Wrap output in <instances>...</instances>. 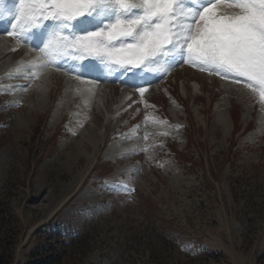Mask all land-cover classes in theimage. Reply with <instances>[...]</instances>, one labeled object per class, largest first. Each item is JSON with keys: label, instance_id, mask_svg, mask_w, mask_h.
I'll return each instance as SVG.
<instances>
[{"label": "rangeland", "instance_id": "obj_1", "mask_svg": "<svg viewBox=\"0 0 264 264\" xmlns=\"http://www.w3.org/2000/svg\"><path fill=\"white\" fill-rule=\"evenodd\" d=\"M15 6L3 0L4 9ZM13 22L8 15L0 18L2 36L7 37L0 39L3 264H31L53 254L54 264H264L263 127L254 134L264 112L256 98L235 85L233 129L224 139L210 130L214 106L223 95L221 78L187 64L180 63L156 82L164 90L136 80L135 85L148 89L143 97L134 85L118 80L101 86L97 77L104 73L99 67L89 70L97 63L92 60L66 58L44 69L38 79L24 80L25 74L16 69L38 51H31L27 42L38 40L36 46H42L46 28L33 30L27 42L18 43L7 35ZM74 67L75 74H68ZM81 71L94 72L81 76L96 82L94 95L77 91L88 87L75 79ZM115 76L131 79L126 73ZM40 86H50L46 109L29 103L34 99L31 90L38 92ZM66 86L65 109L70 113L52 122ZM124 91L127 97L121 101ZM237 94H243L242 102ZM85 99L108 102L95 118V128L105 135L97 147L81 132L87 123L73 116ZM175 99L181 123L171 109ZM90 112H97L95 105ZM146 116L165 121L168 129L152 132ZM122 141L136 143L135 150L106 155L110 143ZM77 147L96 155L91 161L81 155L66 169L65 155Z\"/></svg>", "mask_w": 264, "mask_h": 264}, {"label": "snow or ice", "instance_id": "obj_2", "mask_svg": "<svg viewBox=\"0 0 264 264\" xmlns=\"http://www.w3.org/2000/svg\"><path fill=\"white\" fill-rule=\"evenodd\" d=\"M2 5L0 18L14 21L7 35L18 43L46 28L35 56L16 69L25 79L66 58L96 61L89 70L99 67L105 78L128 73L145 83L148 74L183 63L247 90L264 112V0H18L12 11ZM83 74L75 79L88 87L77 91L94 95L96 82ZM134 86L141 97L148 91Z\"/></svg>", "mask_w": 264, "mask_h": 264}, {"label": "bare ground", "instance_id": "obj_3", "mask_svg": "<svg viewBox=\"0 0 264 264\" xmlns=\"http://www.w3.org/2000/svg\"><path fill=\"white\" fill-rule=\"evenodd\" d=\"M7 1H8V4L9 3H15V5L18 4V0H7ZM3 27L4 26L0 25V39L1 40L7 38L6 36H2L1 32L5 30V28H3ZM27 45L31 49V51H33L34 50L33 48H35L36 45H38V40H34V41L30 40L29 42H27ZM11 47L14 48V44ZM87 60H91V59H87ZM92 61H94V60H92ZM177 66L172 67L170 71H173V69H175ZM62 73L64 75L68 76L66 73H64V72H62ZM67 73L71 74V75L75 74V72H70L69 69L67 70ZM93 73L92 74L84 73V74L87 75V76L89 75V77H92ZM126 74H128V73H126ZM163 76H164V74H156V76L154 78L152 76V78L149 80L150 84L151 83H153V84L155 83V88L154 89H156L157 91L165 89L163 87L159 88L158 83H156L158 80L163 78ZM97 78L100 81H103L102 84L99 83L103 87H106V85H105L106 82L112 81V80H118L119 82L123 83L124 85H128V86L135 85V82H137L136 80H134L132 78L131 79H121V78L115 79V78H112V77L111 78L110 77L105 78L104 74L101 75V76H98ZM24 80H26V79H24ZM220 80H221L220 89H221L223 95H222L221 99H219L216 102L215 106H214L215 116H214L213 120L211 121L210 130H211L212 134H214L216 132L215 130L221 132L223 138L227 139L229 134L231 133V131L233 129V122H232L231 115H230V108H231V105H232L231 104L232 96H233V93H235V92H233V90L235 89V84H232V83H230V82H228L226 80H223V79H220ZM46 81H48V80H45V82ZM142 83H141V85H143ZM48 84H50V83H48ZM144 84H145V82H144ZM38 85H39L38 82L35 83V87L38 86ZM49 87L40 86L39 87L40 89H38L39 90L38 92H34V91H37L36 89L31 90L30 93H34V99H29V103L31 105H38L41 109H46V106L48 105V103L50 101V94H49L50 92H49V89H48ZM103 87H102V89H104ZM194 88L197 91L198 87L196 85H194ZM237 89H238V86H237ZM67 90H68V87L65 89L64 97L61 100H59L55 104V106L53 108V114H52L53 118L51 120L52 122L60 120L63 115L70 113L69 109H65L66 106L68 107L67 103H69L68 102L69 100L67 99V94H66ZM167 91H168V89H167ZM126 97H127V92L124 91V93L120 96L121 101H123V99H125ZM236 99H237L238 102H242L243 94H237ZM119 103L121 104V102H119ZM171 104L173 105L171 109H172V112H173L174 116H176L177 122L181 123V121L179 120L180 116L178 117V114H177L178 112L181 111V109L179 108L180 106L178 105L177 100L176 99L173 100ZM92 105H95L96 110H97L96 113L90 112V108H91ZM107 105H108V102L105 99H96V100L85 99V100L82 101V104L79 106L80 108L76 112H74V114H73V116H75L77 118H82L87 123V126L84 127V129L81 132H82V134H84V133L87 134V136H85V138H89L90 141L93 142L92 144L94 145V147H97L98 144H101L104 141V138H105V135L103 133V129H100L99 131H97V129L95 128V125H96L95 118H96V114L97 113L100 114L101 111H105V109H107ZM109 106L110 107H114L115 105L113 103H110ZM246 108H248V106ZM106 111L107 112H104V114L106 115V117H108V113L109 112H108V110H106ZM114 111L116 112V114L119 113V111L117 109L116 110L114 109ZM108 119H109V117L106 118V120H108ZM106 122L108 123V121H106ZM257 124H258V129L255 131L254 134H260L261 130H262V127L264 129V118H263L262 115L259 116V120L257 121ZM18 125L20 127L24 126V122H23V120L21 118H20V121H19ZM165 126L162 123H153L150 126V129L152 130V132L153 131H158L159 132V130H161V129H164V130L168 129V128H166L167 126L166 127ZM177 133H179V132H177ZM251 136H253V135H251ZM136 145H137L136 143H124L123 141L119 142V143L118 142L117 143H113L112 142V143L109 144V146H110L109 149H108L109 151L106 152V155L110 156V157L111 156H115L116 153L122 151L123 149H127V150H131L132 151V150H135ZM81 155L86 156V158L89 161H91L92 159H94L96 154H94L92 152L89 153L88 150H86V149L82 150L79 147H77L75 150L66 153L65 159L62 162V164L66 166L65 167L66 169H71V167L74 165V163L78 162V160H79ZM80 176H81V174H78V177H80ZM69 188H70V185H67L65 187V189H68V190H69ZM46 197L44 198V201H46V199H47Z\"/></svg>", "mask_w": 264, "mask_h": 264}, {"label": "trees", "instance_id": "obj_4", "mask_svg": "<svg viewBox=\"0 0 264 264\" xmlns=\"http://www.w3.org/2000/svg\"><path fill=\"white\" fill-rule=\"evenodd\" d=\"M5 252H6V249L2 247V245L0 244V264H3L2 261H3V258L5 257V254H6ZM56 260H57V256L53 254V255L46 256L41 259H36L31 264H54Z\"/></svg>", "mask_w": 264, "mask_h": 264}]
</instances>
